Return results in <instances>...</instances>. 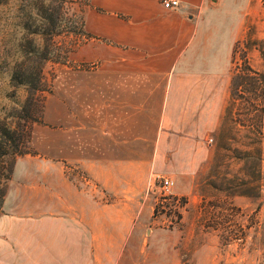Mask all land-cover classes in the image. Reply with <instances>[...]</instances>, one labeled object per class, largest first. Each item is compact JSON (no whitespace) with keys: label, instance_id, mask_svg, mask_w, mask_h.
<instances>
[{"label":"rangeland","instance_id":"obj_1","mask_svg":"<svg viewBox=\"0 0 264 264\" xmlns=\"http://www.w3.org/2000/svg\"><path fill=\"white\" fill-rule=\"evenodd\" d=\"M260 5L232 46L221 127L206 135L194 175L173 181L164 196L157 176H170L154 172L160 76L130 70L129 46L89 30L86 18L101 11L92 0H0V214L18 159L60 161L77 185L99 170V204L128 197L130 229L141 212L144 228L126 264H264V112L258 155L256 127L246 133L240 100L231 105L243 54L263 68ZM129 80L148 85L141 91L150 102H139V88L137 101L126 102ZM248 97L264 109V95ZM166 155L175 170L188 156ZM96 156L99 166L84 164Z\"/></svg>","mask_w":264,"mask_h":264},{"label":"crops","instance_id":"obj_2","mask_svg":"<svg viewBox=\"0 0 264 264\" xmlns=\"http://www.w3.org/2000/svg\"><path fill=\"white\" fill-rule=\"evenodd\" d=\"M179 1L178 8L166 9L161 0H92L101 11L86 18L92 33L129 46L130 70L157 73L164 81L154 172L167 173L171 182L194 175L204 159L206 135L217 128L227 93L232 46L260 4ZM138 88L139 102H150L148 85L129 80L127 103L137 101ZM190 122L197 127L191 130ZM166 153L170 162L188 156L175 170L166 166ZM100 161L96 156L84 164ZM60 163L16 161L0 214V264H120L124 255L126 264L144 228L141 212L130 229L128 197L119 206L99 204V170L77 185Z\"/></svg>","mask_w":264,"mask_h":264},{"label":"trees","instance_id":"obj_3","mask_svg":"<svg viewBox=\"0 0 264 264\" xmlns=\"http://www.w3.org/2000/svg\"><path fill=\"white\" fill-rule=\"evenodd\" d=\"M260 7L264 12V0H260ZM259 51L262 60L264 61V47L263 45L257 48ZM244 51V50H243ZM235 52V46L233 49ZM242 66L239 69L240 73L237 75V81L235 83L236 94L235 97H232L231 105H233L234 101L239 99L241 102V106H239L240 112H237V115H241L243 119L239 120V124L244 126V131L246 133L251 132V128L254 126L256 130H254L253 134H255V146L254 151L259 155L260 153V141H261V124H262V113L264 112L263 106L258 104V107L254 106L252 102H250L248 97L249 95L254 96V101H260V98L264 95V64L263 68L260 70L253 69L248 63L246 59V53L243 54V58L241 59ZM25 83L29 84L30 82L26 81ZM239 88V89H238ZM37 90V89H35ZM230 108L227 106L224 108V111H229ZM255 110V111H254ZM220 120V119H219ZM221 122V121H220ZM256 122V124L254 123ZM221 127V123H219ZM20 154V153H19Z\"/></svg>","mask_w":264,"mask_h":264},{"label":"built area","instance_id":"obj_4","mask_svg":"<svg viewBox=\"0 0 264 264\" xmlns=\"http://www.w3.org/2000/svg\"><path fill=\"white\" fill-rule=\"evenodd\" d=\"M180 1L179 0H161V5L166 9H173L178 8ZM210 141V139H209ZM158 185L159 190L163 193L164 196H166L167 191L172 188L173 183L171 182V179L169 178H158Z\"/></svg>","mask_w":264,"mask_h":264}]
</instances>
